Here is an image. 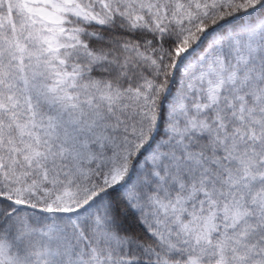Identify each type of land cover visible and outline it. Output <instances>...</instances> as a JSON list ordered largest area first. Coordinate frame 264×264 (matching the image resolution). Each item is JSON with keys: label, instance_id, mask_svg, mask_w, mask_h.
Wrapping results in <instances>:
<instances>
[{"label": "snow or ice", "instance_id": "snow-or-ice-1", "mask_svg": "<svg viewBox=\"0 0 264 264\" xmlns=\"http://www.w3.org/2000/svg\"><path fill=\"white\" fill-rule=\"evenodd\" d=\"M0 264H264V0H0Z\"/></svg>", "mask_w": 264, "mask_h": 264}]
</instances>
